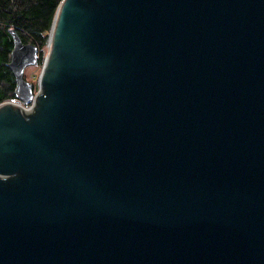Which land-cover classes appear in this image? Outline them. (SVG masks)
<instances>
[{
	"label": "water",
	"instance_id": "obj_1",
	"mask_svg": "<svg viewBox=\"0 0 264 264\" xmlns=\"http://www.w3.org/2000/svg\"><path fill=\"white\" fill-rule=\"evenodd\" d=\"M10 34L0 264H264V0H61L36 89Z\"/></svg>",
	"mask_w": 264,
	"mask_h": 264
},
{
	"label": "trees",
	"instance_id": "obj_2",
	"mask_svg": "<svg viewBox=\"0 0 264 264\" xmlns=\"http://www.w3.org/2000/svg\"><path fill=\"white\" fill-rule=\"evenodd\" d=\"M61 0H0V102L12 98L14 79L7 66L16 31L23 43L46 45L57 6Z\"/></svg>",
	"mask_w": 264,
	"mask_h": 264
},
{
	"label": "rangeland",
	"instance_id": "obj_3",
	"mask_svg": "<svg viewBox=\"0 0 264 264\" xmlns=\"http://www.w3.org/2000/svg\"><path fill=\"white\" fill-rule=\"evenodd\" d=\"M46 51H47L46 46L42 47V49H39V61H38V63L36 65L27 66L24 69V75L27 77L28 82H31L34 85H36L37 78L40 74L42 60H43V57H44Z\"/></svg>",
	"mask_w": 264,
	"mask_h": 264
},
{
	"label": "flooded vegetation",
	"instance_id": "obj_4",
	"mask_svg": "<svg viewBox=\"0 0 264 264\" xmlns=\"http://www.w3.org/2000/svg\"><path fill=\"white\" fill-rule=\"evenodd\" d=\"M12 46H13V45H12ZM11 49H12V48H11ZM9 58H10V56H9ZM38 61H39V59H38ZM11 73H12V72H11ZM12 75H13V74H12ZM13 79H14V76H13ZM24 79L28 81V79H27V77H26L25 75H24ZM32 84H33V83H32ZM33 88L36 89V85L33 84ZM14 89H15V80H14V88H13V93H14V95H13L12 98H9L8 100H10V101H14V102H17V101H18V97H17V95L15 94Z\"/></svg>",
	"mask_w": 264,
	"mask_h": 264
},
{
	"label": "built area",
	"instance_id": "obj_5",
	"mask_svg": "<svg viewBox=\"0 0 264 264\" xmlns=\"http://www.w3.org/2000/svg\"><path fill=\"white\" fill-rule=\"evenodd\" d=\"M10 101V100H9ZM22 103V102H21Z\"/></svg>",
	"mask_w": 264,
	"mask_h": 264
}]
</instances>
